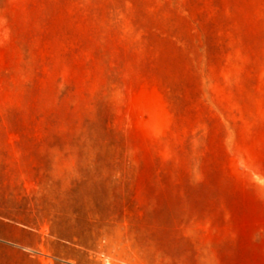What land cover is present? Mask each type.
Returning a JSON list of instances; mask_svg holds the SVG:
<instances>
[{
	"label": "rangeland",
	"instance_id": "obj_1",
	"mask_svg": "<svg viewBox=\"0 0 264 264\" xmlns=\"http://www.w3.org/2000/svg\"><path fill=\"white\" fill-rule=\"evenodd\" d=\"M0 264H264V0H0Z\"/></svg>",
	"mask_w": 264,
	"mask_h": 264
}]
</instances>
